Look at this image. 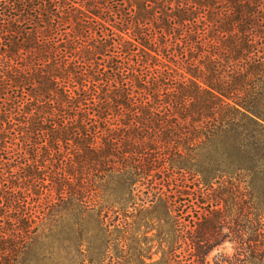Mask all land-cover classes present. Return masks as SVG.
<instances>
[{
	"label": "trees",
	"instance_id": "1",
	"mask_svg": "<svg viewBox=\"0 0 264 264\" xmlns=\"http://www.w3.org/2000/svg\"><path fill=\"white\" fill-rule=\"evenodd\" d=\"M263 155L264 0H0V264H206Z\"/></svg>",
	"mask_w": 264,
	"mask_h": 264
},
{
	"label": "rangeland",
	"instance_id": "2",
	"mask_svg": "<svg viewBox=\"0 0 264 264\" xmlns=\"http://www.w3.org/2000/svg\"><path fill=\"white\" fill-rule=\"evenodd\" d=\"M230 156L236 158L235 146L224 147ZM226 188L221 189L216 195H223L225 224L221 230L222 237L215 236L211 241L210 249L205 256L206 264H264V237H258L257 220L261 224L264 235V155L258 171L252 174H237L227 180ZM234 187V194L228 192ZM222 207V204L221 206ZM87 245H45V247L67 246L71 248L89 249L91 255L97 254L105 245H101L103 235L97 231L83 234ZM143 237L150 241L143 242ZM164 236L157 231L148 234L140 232L129 236L128 245H147L148 255L152 261H158L162 255L165 244ZM143 242V243H141ZM203 244V242H201ZM34 249H39L38 247ZM32 249L27 253L22 264H32L39 261L38 252ZM28 261V262H27Z\"/></svg>",
	"mask_w": 264,
	"mask_h": 264
}]
</instances>
